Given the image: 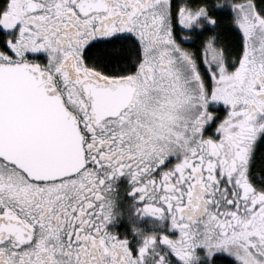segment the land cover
Masks as SVG:
<instances>
[{"label": "snow or ice", "instance_id": "6c2138e0", "mask_svg": "<svg viewBox=\"0 0 264 264\" xmlns=\"http://www.w3.org/2000/svg\"><path fill=\"white\" fill-rule=\"evenodd\" d=\"M0 264H264V0H0Z\"/></svg>", "mask_w": 264, "mask_h": 264}, {"label": "flooded vegetation", "instance_id": "af4514ba", "mask_svg": "<svg viewBox=\"0 0 264 264\" xmlns=\"http://www.w3.org/2000/svg\"><path fill=\"white\" fill-rule=\"evenodd\" d=\"M130 187L129 180L125 175H121L115 180L114 191L116 196V209L119 214L109 222L107 227L110 230H114L116 234L121 237H131L130 246L134 248L136 234L132 231L133 225L147 231L156 226V221L148 214L138 216V214L134 212V196L130 194Z\"/></svg>", "mask_w": 264, "mask_h": 264}, {"label": "rangeland", "instance_id": "374dc122", "mask_svg": "<svg viewBox=\"0 0 264 264\" xmlns=\"http://www.w3.org/2000/svg\"><path fill=\"white\" fill-rule=\"evenodd\" d=\"M221 109H222V105H221Z\"/></svg>", "mask_w": 264, "mask_h": 264}]
</instances>
